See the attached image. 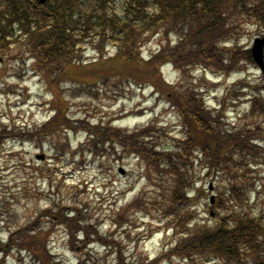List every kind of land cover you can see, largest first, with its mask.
I'll return each mask as SVG.
<instances>
[{
    "label": "rangeland",
    "instance_id": "obj_1",
    "mask_svg": "<svg viewBox=\"0 0 264 264\" xmlns=\"http://www.w3.org/2000/svg\"><path fill=\"white\" fill-rule=\"evenodd\" d=\"M229 27L237 43L222 42V60L237 57L228 54L250 48L253 39L264 33L253 21H235ZM162 42L158 36L150 38L142 44V56L156 54ZM23 52V47L7 44L0 54V236L4 243L11 235L20 241L21 229L26 228L33 229L25 238L27 243L45 241L49 264H234L199 257L184 260L175 254L185 235L182 226L174 228V222L164 218V211L171 206L172 187L165 182L164 173L148 164L154 153L180 151L190 132L168 97L148 87L150 82L145 79L138 82L123 75L124 81L111 77L83 92L85 98L70 101L69 88L73 86L67 80L60 95L66 104L64 119L71 127L60 124L42 138L33 131L53 115L48 103L54 94L49 93L42 76L34 73V61ZM105 52L112 55L115 49ZM85 57L93 60L97 54L89 50ZM118 64L113 63L115 68ZM234 68L191 66L183 72L171 65L162 68V76L175 93L194 92L211 116L212 110L221 115L226 129L259 126L264 131V114H253L258 110L251 108L250 100L258 89L264 97V73L245 59ZM261 107L264 109L263 104ZM86 120L112 133L101 140L90 126L85 128ZM219 134L226 141L229 132ZM137 148L143 152L137 153ZM207 159L194 151L185 168L190 230L196 221L214 225L232 209H223L221 203L230 207L226 194L234 184V174L244 175L239 182L252 189L248 199L244 196L240 201L242 209L264 214L261 159L248 168L229 164L232 173L211 172ZM252 181L256 188H251ZM211 194L215 196L213 205L209 204ZM70 218L74 225L66 220ZM86 228L89 239H94L91 232L96 230L103 241L83 243L85 234L79 229ZM36 257L31 249L17 244L8 248L6 255L0 253L2 264H40Z\"/></svg>",
    "mask_w": 264,
    "mask_h": 264
},
{
    "label": "trees",
    "instance_id": "obj_2",
    "mask_svg": "<svg viewBox=\"0 0 264 264\" xmlns=\"http://www.w3.org/2000/svg\"><path fill=\"white\" fill-rule=\"evenodd\" d=\"M235 21H253L264 28V0H0V54L7 44L23 47V53L34 60V68L45 80L48 91L54 94L50 102L54 116L44 122L42 128L33 131L37 135L41 133L42 138L51 135L60 124L71 127L64 119L66 104L60 95L65 91L64 81L72 82L70 101L78 94L85 97L83 92L100 85L99 82L101 85L109 82L111 77L124 81L121 77L127 75L138 82L149 81L148 85L164 93L177 107L190 128L180 151L159 156L154 153L148 159L151 169L164 173L167 176L165 182L172 187L171 206L164 211V218L174 222V228L182 226L185 235L178 245L180 251L175 254L184 260L199 257L234 264H264V214L253 215L242 209L240 201L244 196L248 199L252 193L249 186L239 182L244 175L231 176L234 184L226 194L230 207L221 203L223 209H232L216 224L196 221L194 224L197 225L190 230L186 217L192 216L188 213L190 199L185 171L188 157L194 151L203 158L208 157L211 172L225 170L232 173L233 167L229 164L248 168L260 159L264 163V142L258 141L264 140V131L259 126L226 129L221 115L212 110L211 116L210 110L194 92L175 93L159 74L160 65L165 62H171L183 72L184 67L191 66L233 70L240 59L252 62L249 49L228 54L237 57L220 59L222 42L237 43V39L229 34V24ZM155 35L165 43L156 54L144 59L140 48ZM172 40L175 42L170 46ZM110 47L115 49L112 56L105 52ZM89 50L96 52L95 59L85 57ZM113 63H119L117 68ZM97 68H102L100 73ZM256 92L250 100L254 103L251 108L258 110L253 114L259 116L264 114L261 107L264 97L260 89ZM88 126L101 140L105 134L112 133L101 126L85 123V128ZM220 131L229 132L226 141ZM91 146L95 149L92 143ZM136 152L143 151L137 148ZM182 158L185 159L181 161ZM250 186L256 188L254 181ZM66 220L74 225V218ZM68 227L72 235L71 225ZM79 230L85 234V244L90 240L103 241L96 230L91 232L94 239H89L87 228ZM21 232L20 241L11 235L4 243L0 236V253L6 255L8 248L17 244L31 249L40 264H49L51 258L45 241L27 243L25 238L33 229L22 228ZM115 264L123 263L116 261Z\"/></svg>",
    "mask_w": 264,
    "mask_h": 264
},
{
    "label": "water",
    "instance_id": "obj_3",
    "mask_svg": "<svg viewBox=\"0 0 264 264\" xmlns=\"http://www.w3.org/2000/svg\"><path fill=\"white\" fill-rule=\"evenodd\" d=\"M264 36L262 38H256L252 46V55L255 62L264 70Z\"/></svg>",
    "mask_w": 264,
    "mask_h": 264
}]
</instances>
